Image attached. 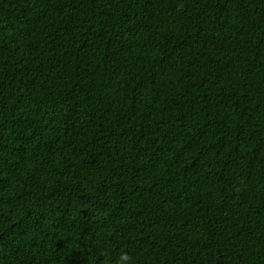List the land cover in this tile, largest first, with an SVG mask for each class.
Here are the masks:
<instances>
[{"label":"trees","instance_id":"obj_1","mask_svg":"<svg viewBox=\"0 0 264 264\" xmlns=\"http://www.w3.org/2000/svg\"><path fill=\"white\" fill-rule=\"evenodd\" d=\"M264 264V0H0V264Z\"/></svg>","mask_w":264,"mask_h":264},{"label":"clouds","instance_id":"obj_2","mask_svg":"<svg viewBox=\"0 0 264 264\" xmlns=\"http://www.w3.org/2000/svg\"><path fill=\"white\" fill-rule=\"evenodd\" d=\"M118 264H132V257L127 253H123L119 258Z\"/></svg>","mask_w":264,"mask_h":264}]
</instances>
